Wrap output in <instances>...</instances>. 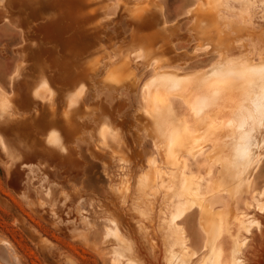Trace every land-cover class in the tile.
Listing matches in <instances>:
<instances>
[{"label":"rangeland","instance_id":"obj_1","mask_svg":"<svg viewBox=\"0 0 264 264\" xmlns=\"http://www.w3.org/2000/svg\"><path fill=\"white\" fill-rule=\"evenodd\" d=\"M213 1L0 0V100L8 102L7 112L0 110V264H168L175 255L184 264H207L210 242L222 234L238 260L225 264L245 263L246 235L264 233V185L251 176L264 158V107L238 94V87H249L243 80L227 78L215 87L205 78L220 66L264 63V0ZM13 2L23 10H11ZM52 2L54 8L37 10ZM205 53L217 60L187 72ZM129 96L139 115L159 123L155 148L164 157L148 160L144 175L140 167L134 187L128 134L120 128ZM174 99L188 105L200 126L175 128L160 118L162 111L171 114ZM221 105L231 116L241 111L240 129L223 132L234 145L228 151L213 137L222 133L206 126L208 118L223 125L207 113L214 107L223 117ZM140 126L130 137H141ZM239 131L251 140H240ZM208 143L216 150H207ZM234 148L238 163L245 156L233 172L222 154ZM183 154H205L236 176L210 182L187 175ZM223 191L231 192L233 205L242 198L244 209L213 211L208 200ZM194 207L209 238L205 256L192 261L196 253L177 220ZM159 244L161 258L153 256Z\"/></svg>","mask_w":264,"mask_h":264},{"label":"crops","instance_id":"obj_2","mask_svg":"<svg viewBox=\"0 0 264 264\" xmlns=\"http://www.w3.org/2000/svg\"><path fill=\"white\" fill-rule=\"evenodd\" d=\"M184 45L185 44L183 43L181 44V51H183ZM175 59V62H177L178 58L175 57ZM216 60L217 58L210 53L197 55L191 60V68L187 69L186 71H192L196 73L204 71L205 69H208ZM179 62L181 65L183 60L179 59ZM200 92L204 93L203 90H200ZM205 94H209V91L205 92ZM127 98V107L130 108L124 112L125 125L122 124L120 128L126 129L128 134L126 137V144L129 148H131V176L132 187H134L135 180L140 175V167H142L141 174L144 175L147 171L146 163L148 160L154 158L157 163H160L164 161V157L159 154L157 149L155 148L156 143L160 142V140L162 139V134L160 135V132L158 130L159 123H157L153 119L151 120L146 117L143 111L139 115V106L136 104L135 99L131 100L130 102V96ZM112 104L110 106V115L113 114ZM220 107L224 116H231L230 112L228 111L229 109L226 106L221 105ZM207 113L209 114V116L216 117L218 120L222 118L221 115L217 114V110L214 107H210L207 110ZM160 118L163 119V121L167 120L169 124L175 128L178 127V125L182 122L188 124H191V122H193L195 124L197 123V125L199 124V126L201 124V122L198 123L199 121L195 120L192 117L191 111L187 106L182 105L180 101L175 99L173 100L171 106V114L162 111ZM139 123L141 124L140 128L142 130L141 137H135L134 133H132V136L130 137L129 132L139 129ZM215 137L219 138L218 140L224 141L222 143H216L218 147H226L224 148V151H228L229 148L233 145V143L230 142L229 139H225L226 137L224 133ZM158 144L160 145V143ZM213 144L215 143H208L207 150H216V146L214 147ZM222 155L224 156L226 154ZM181 158L185 161V166L187 169L185 173L187 175H194L197 178L202 177L203 179L208 180L210 182L218 181L230 175V172L225 171L223 168H221V166H212L210 161L206 158L205 154L196 155L194 157L183 154L181 155ZM251 176L255 184L261 189L264 185V158L252 171ZM202 188L206 190L207 185H205V182H203ZM209 190H207V193H209ZM228 193L229 192H224L215 196L212 199H209L208 202L210 204V208L213 211H220L225 213H234L236 211L243 210V199H236V204L233 205L229 197L226 196L228 195ZM201 221L202 214L199 208L197 207H194L193 209L188 211L183 217L177 220V224L181 226L185 231V235L187 238V246L189 247L190 251L196 253L192 261L204 257V253L206 252L205 245L209 238V235H207V233L203 230L201 226ZM246 239V246L242 249V258L245 259L244 264H264V233H261L260 230H252L251 234L246 235ZM151 240H155L159 243L160 238H154L151 235ZM216 247H219L224 250L227 253V257L232 250V243L229 239V236L227 234H222L216 242ZM142 256L146 257L145 254H142ZM153 256H157L160 258L163 257L160 250V244L159 253Z\"/></svg>","mask_w":264,"mask_h":264},{"label":"bare ground","instance_id":"obj_3","mask_svg":"<svg viewBox=\"0 0 264 264\" xmlns=\"http://www.w3.org/2000/svg\"><path fill=\"white\" fill-rule=\"evenodd\" d=\"M94 1V3L95 2H97L98 0H93ZM219 1V0H218ZM212 2V1H211ZM213 2H215V0L213 1ZM54 2H52V3H46V4H43L41 7L39 6L38 7V9L37 10H39L40 11V9L42 10V11H47V8H49L50 6H52L53 8H54V6L53 5H51V4H53ZM62 3H64L65 4V0H62ZM207 3V2H206ZM216 3H217V0H216ZM219 3V2H218ZM217 3V4H218ZM56 5V4H55ZM8 6H9V8H11V10H16V9H21V7H22V5H19V4H16V3H12V4H10V3H8ZM218 6V5H217ZM216 6V7H217ZM52 7H50V8H52ZM202 8H204V7H206V6H201ZM210 7H211V4H210ZM212 8V7H211ZM219 8V7H218ZM21 10H23V7H22V9ZM203 10V9H202ZM210 11V9H207L206 11ZM217 9L215 8V11H216ZM203 11H205V10H203ZM213 11V10H212ZM89 12V11H88ZM216 13H217V11H216ZM216 13H213V15L214 14H216ZM216 16V15H215ZM217 19H218V17H217ZM199 20V19H198ZM197 21V20H196ZM220 21V20H219ZM222 24H223V21H220ZM219 22V23H220ZM230 22H228V26L230 25L229 24ZM203 24V23H202ZM232 25V24H231ZM235 26H236V24H234ZM54 26V25H53ZM217 26V25H216ZM220 26V25H219ZM1 27V26H0ZM210 27H212V26H210ZM224 27V26H223ZM230 27V26H229ZM237 27V26H236ZM4 28V27H3ZM232 28V27H231ZM244 28V27H243ZM236 29H238V28H236ZM247 29V28H246ZM245 29V30H246ZM214 30V29H213ZM228 30H230V28H228ZM240 30V29H239ZM242 30H244V29H242ZM249 30V29H248ZM217 31H218V29H217ZM12 32V31H11ZM245 32V31H244ZM261 31H259V33H260ZM216 33V32H215ZM14 34V33H13ZM221 34V33H220ZM258 34V33H257ZM263 35V34H262ZM213 35H211L210 37H212ZM215 36V35H214ZM254 36H256V35H254ZM257 37V36H256ZM64 38V37H63ZM64 40V39H63ZM235 40V39H234ZM230 41V40H229ZM11 42V41H10ZM6 45V44H5ZM5 45H3V47L5 46ZM5 47H7V46H5ZM263 49V48H262ZM67 52V51H66ZM53 54V53H52ZM69 54V53H68ZM74 55V54H73ZM263 55V54H262ZM90 56H92V55H90ZM90 56H88V57H90ZM244 56H246V55H244ZM72 57V56H71ZM73 57H75V56H73ZM264 58V57H263ZM55 59V58H54ZM59 59V58H58ZM84 59V58H83ZM83 59H81V60H83ZM117 59V58H116ZM62 60V59H61ZM60 60V61H61ZM74 60V59H73ZM72 60V61H73ZM239 60V59H238ZM71 61V62H72ZM78 60H76V62H77ZM68 62V61H67ZM96 62V61H95ZM250 62V61H249ZM68 63H70V62H68ZM75 63V62H74ZM252 63H255V62H252ZM257 63V62H256ZM62 64V63H61ZM60 63H59V65H61ZM67 64V63H66ZM71 64H73V63H71ZM96 64V63H95ZM110 64V63H109ZM94 65V64H93ZM93 65H91V66H93ZM74 66H75V64H74ZM79 68V67H78ZM82 68H85V66H82ZM87 69V68H86ZM82 71V70H81ZM83 71H85V70H83ZM75 72V71H74ZM106 72V71H105ZM224 76H226V78H224ZM256 76H259V78H260V83H258V84H256L255 83V78H256ZM238 79V80H243L244 82H246V83H248L249 84V87H247V86H245L246 84H243L242 86H240V87H238L237 89H238V94L241 96V97H249L250 98V104H254V105H260V106H263L264 107V63H261V64H257V65H255V64H253V65H251V64H246V62H241L240 64H231V65H228V66H220V67H218V68H216V69H213L212 71H211V75L209 76V77H206L205 79L206 80H208V81H210V82H212L213 83V85L215 86V87H218L221 83H223L226 79ZM180 79V78H179ZM230 85L231 86H234V83L233 82H231L230 83ZM215 91H217V89H215L214 91H212V93L213 92H215ZM83 94V93H82ZM190 101L191 102V99H189L188 97L186 98V101ZM183 101V100H182ZM185 101V102H186ZM70 102V101H69ZM189 102V104H190V106H191V103ZM188 103V102H187ZM7 105H8V102H7V100L4 98H1V100H0V110L2 111V112H7V109H8V107H7ZM188 106V105H187ZM192 107V106H191ZM241 113V111L240 112H236L235 113V115H233V116H223L220 120L222 121V123H223V125H221V126H219V127H216V126H213L212 124H211V119L210 118H208V120H207V127H208V130L209 131H211V133L212 134H214V135H216V134H220V133H223L224 131H234V130H236V129H240V125L238 124V118H239V114ZM193 117V116H192ZM195 118V117H194ZM237 118V119H236ZM243 119H245V121H246V119H248L247 117H243ZM194 121V120H193ZM239 127V128H238ZM197 127L195 126V129L194 130H197L196 129ZM199 129V128H198ZM237 131V130H236ZM240 132V131H239ZM238 132V136H239V138L241 137H243V139H245V138H247V141H248V138L249 137H247L246 135H248V134H243L242 133V131L240 132L241 133V135H239L240 133ZM216 133V134H215ZM234 133V132H233ZM247 133V132H246ZM250 133V132H249ZM214 138H215V136H213ZM231 138H232V136H230ZM234 137V136H233ZM198 138V137H197ZM213 138V139H214ZM226 138H228L229 139V137L227 136ZM225 138V139H226ZM230 138V139H231ZM240 138V140H242ZM254 138V137H253ZM250 139V138H249ZM231 140H233V139H231ZM246 140V139H245ZM244 140V141H245ZM251 140V139H250ZM249 140V141H250ZM246 142V141H245ZM244 142V143H245ZM253 142V141H252ZM258 143V142H257ZM252 144V143H251ZM251 144H249V145H251ZM244 145V144H243ZM248 145V146H249ZM256 145V144H255ZM262 145V144H261ZM234 146V145H233ZM239 146H240V144H239ZM244 146H246V147H248L247 145H244ZM242 147V144H241V146H240V148ZM245 147V148H246ZM254 147V146H253ZM250 148H251V146H250ZM250 148H249V150H250ZM234 149H236V148H234ZM244 149V148H243ZM242 150V149H241ZM240 150V151H241ZM247 150H248V148H247ZM247 150H245L243 153L244 154H246V152H247ZM248 150V151H249ZM166 151H170V150H166ZM235 152H237V149L236 150H234L233 151V153H231V154H227V155H225L223 158H224V160L228 163V165H230V168H231V170L234 172V171H236L237 170V168L240 166V165H242L243 164V158H244V156H242L243 158H239V159H241V160H239V163H238V156L237 155H240V154H237L236 155V153ZM238 153H240L239 151H238ZM243 155V154H242ZM249 156V154H247L246 155V159H247V157ZM240 161H242V164L240 163ZM239 164V165H238ZM240 167H242V166H240ZM241 172V171H240ZM242 173V172H241ZM236 174V173H235ZM235 174H232L231 175V173H230V175L229 176H227V177H225V178H227V180H229V179H233V178H235ZM7 175V174H6ZM223 177V176H222ZM221 181H222V179H220ZM219 181V180H218ZM229 182V181H228ZM227 182V183H228ZM219 183V182H218ZM229 183H231V182H229ZM222 184V183H221ZM239 184V183H238ZM217 186H218V184H217ZM221 186V185H220ZM142 187V186H141ZM140 187V188H141ZM213 187V186H212ZM225 187V186H224ZM125 188V187H124ZM237 189V188H236ZM228 190V189H227ZM231 191V190H230ZM229 191V192H230ZM224 192V191H223ZM230 194H231V192H230ZM170 217H171V215H170ZM250 217V216H249ZM248 219V218H247ZM201 220V219H200ZM244 221H246V220H244ZM255 222V221H254ZM200 223V222H199ZM249 223H251V222H249ZM248 223V224H249ZM242 224V223H241ZM241 227H243L242 225H241ZM204 230V229H203ZM221 236L220 235H216L215 236V240L212 242H210V244L212 245V247H210L212 250H210V254H209V256L207 257V258H205V259H207V264H225V262L226 261H229L230 259L231 260H236V261H238L237 260V258L235 257V253H234V251L233 250H231V252L229 253V255L226 257V255H227V253L224 251V250H222L221 248H215L214 247V245L216 244V242L218 241V239L220 238ZM210 244H208V245H210ZM9 245V244H8ZM11 246V245H10ZM9 246V247H10ZM12 247V246H11ZM12 250H13V248H11ZM15 251V250H14ZM5 252H6V250H5ZM8 252H9V250H8ZM7 254V253H6ZM5 255V254H4ZM9 255V254H8ZM14 255V254H13ZM11 256V255H10ZM15 256V255H14ZM6 257V256H5ZM11 257H13V256H11ZM15 257H17V255L15 256ZM7 260V259H6ZM18 260V259H17ZM16 260V261H17ZM179 259L176 257V255L173 257V258H171V260H170V262H168V264H174V263H176V262H178L177 264H184L183 262H181V261H178ZM16 264V263H15ZM17 264H18V262H17ZM188 264H190L189 263V261H188Z\"/></svg>","mask_w":264,"mask_h":264},{"label":"snow or ice","instance_id":"obj_4","mask_svg":"<svg viewBox=\"0 0 264 264\" xmlns=\"http://www.w3.org/2000/svg\"><path fill=\"white\" fill-rule=\"evenodd\" d=\"M0 119H3V116H0ZM49 144L55 148V149H58L60 152H65L66 149L62 146L61 142L59 139H50L49 140ZM27 163V162H25Z\"/></svg>","mask_w":264,"mask_h":264}]
</instances>
